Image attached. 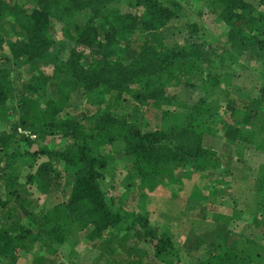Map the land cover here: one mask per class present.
Masks as SVG:
<instances>
[{"label": "trees", "instance_id": "16d2710c", "mask_svg": "<svg viewBox=\"0 0 264 264\" xmlns=\"http://www.w3.org/2000/svg\"><path fill=\"white\" fill-rule=\"evenodd\" d=\"M182 3L0 0V264H78L68 249L77 236L98 264H182L171 237L151 226L146 192L192 164H219L205 136H215L235 85L226 64L260 66L251 71L252 98L226 106L235 124L224 139L264 152V0H198L200 17L221 26L219 47L204 39L207 24L188 23L169 48L163 30ZM78 102L73 118L67 110ZM154 110L158 127L146 119ZM119 157L127 170L115 182ZM55 192L61 198L49 199ZM128 192L140 199L137 212L124 208ZM254 205L264 224L263 194ZM135 232L154 251L146 263L141 249L124 247ZM236 243L206 263L264 261V247L243 258ZM213 249L221 253V245Z\"/></svg>", "mask_w": 264, "mask_h": 264}, {"label": "rangeland", "instance_id": "374dc122", "mask_svg": "<svg viewBox=\"0 0 264 264\" xmlns=\"http://www.w3.org/2000/svg\"><path fill=\"white\" fill-rule=\"evenodd\" d=\"M181 5L179 19L170 22L163 30L166 45L169 48L174 47L187 34V31H184L186 24L195 23L199 26L207 24L206 28L201 27L204 39L208 44L219 47L220 38H223L221 26L211 23L207 18L200 17L198 0H183ZM259 66L256 60L249 66L240 64L237 67L226 64V73L237 76L235 79L232 78L235 85L228 99V102L234 107H236L235 103L241 106L242 101L252 98L248 83L251 81V71ZM224 83V85H229L231 79H224ZM239 84L241 86H238ZM191 99H193L192 96ZM228 102L220 110L218 118L214 119L215 136L210 134L205 136V146L217 154L215 161L218 160L219 164L213 167L212 171L206 164L207 168L204 171L196 170L195 165L192 164L175 173L174 179L169 184L161 183L163 186L160 185L155 192H146L148 199L144 206L151 214V226L171 237L179 251L182 264H207V261L215 263L228 249L229 244L234 241H239V244L236 243V248H239L243 258H247L260 250V247H264V224H262L263 219L261 218L263 208H259L257 215L251 214V209L259 195H264V152L259 153L248 145L243 149H236L235 145L225 141L228 125L235 124L230 118L232 116L230 108L226 107ZM82 104V102L75 103L78 105L75 109L78 108V110L68 109L67 112L75 118L79 114ZM173 109L177 110L178 108L173 107ZM179 113H182L180 109ZM235 118H237L236 115ZM146 119L151 126L158 127L163 124L161 113L155 110L148 113ZM247 126L243 127L244 132L247 130ZM43 143L37 144L35 148H40ZM44 161H46L44 158L39 160L33 173L37 172V168ZM120 163L122 162L119 157L113 172L111 171L110 179H114L115 182L119 181L122 172H125L123 169H126ZM70 187L69 183L63 184L62 193H69ZM32 192L35 193V198L39 197L35 188L32 189ZM116 192L119 195L117 198L120 199V195L125 194V189L123 186L117 185ZM198 192L203 194L202 197L194 196V193ZM61 196V193L55 192L48 197L54 200ZM122 197L126 200L124 208L131 212H137L140 209V199H137L132 192H128ZM227 231L233 232L234 235L230 234L227 237ZM129 235L131 236L128 237L124 247L134 250L141 249L138 254L139 256L147 255L144 259L145 263L154 258L152 248L143 243V239H139L136 232ZM237 235L241 237L239 240H237L239 238ZM77 238V243H71L72 245L68 246L69 251L74 250L73 256L78 258L76 263L98 264L93 261V254L88 251V243L78 236ZM215 245H221V253L215 252L213 249ZM76 258L73 260L75 261ZM262 262L264 261H260L259 264ZM242 263L243 260H240L236 264ZM247 264H256V262Z\"/></svg>", "mask_w": 264, "mask_h": 264}, {"label": "built area", "instance_id": "2783aa9c", "mask_svg": "<svg viewBox=\"0 0 264 264\" xmlns=\"http://www.w3.org/2000/svg\"><path fill=\"white\" fill-rule=\"evenodd\" d=\"M21 133H23V134H26L27 136H30L31 138H35V136H32L30 133H28V132H22V131H20Z\"/></svg>", "mask_w": 264, "mask_h": 264}]
</instances>
